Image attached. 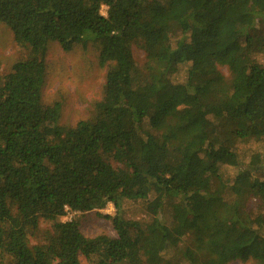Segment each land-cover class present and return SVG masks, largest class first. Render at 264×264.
<instances>
[{
    "label": "trees",
    "instance_id": "obj_1",
    "mask_svg": "<svg viewBox=\"0 0 264 264\" xmlns=\"http://www.w3.org/2000/svg\"><path fill=\"white\" fill-rule=\"evenodd\" d=\"M0 22L29 52L0 86V252L10 264H264V208L248 209L264 197V157L245 165L236 153L238 143L264 150V0H0ZM88 41L101 66L112 63L104 98L93 120L65 130L60 106L42 104L47 47ZM221 165L238 170L231 184ZM150 196L151 223L123 218L124 201ZM168 201L174 218L208 206L196 230L168 239L158 217ZM108 203L115 238L58 221ZM40 220L53 231L30 246Z\"/></svg>",
    "mask_w": 264,
    "mask_h": 264
},
{
    "label": "rangeland",
    "instance_id": "obj_2",
    "mask_svg": "<svg viewBox=\"0 0 264 264\" xmlns=\"http://www.w3.org/2000/svg\"><path fill=\"white\" fill-rule=\"evenodd\" d=\"M106 7L101 8V14L106 16ZM260 31L262 27L257 25ZM264 32V31H263ZM238 33L232 36L237 39ZM45 57L46 73L42 89V104L46 107L58 104L60 106L59 125L63 129H69L76 126L80 121L93 120L96 115V105L102 102L105 91V77L108 67L112 64L107 62L106 66H101L100 44L94 41H88L85 47L77 46L71 52H63L56 42H49ZM134 62L138 68L143 69L146 64V56L141 48L134 45L131 49ZM29 52L23 47L18 46L13 39L11 30L0 22V86L5 77L11 73L12 67L28 58ZM260 63L264 62V55H257ZM217 70L226 81L231 80V74L224 65H217ZM187 78V66H180L178 72L173 74L171 80L176 85V93L183 90V84ZM236 153L239 160L245 165L249 163L251 157L255 154H263L262 146L255 142L238 143ZM264 163V158L261 159ZM113 166H117L113 163ZM236 167L221 165L219 174L225 183H232L237 175ZM147 200H126L122 203V216L126 220L136 221L141 224H149L152 216L147 210ZM208 206L207 203L200 202L194 209L193 215L182 218H174L172 204L170 201L164 204L159 213V221L162 223V232L168 239L181 238L182 231L196 230L202 217V212ZM259 207L264 208V197L252 199L248 203V209L255 214ZM115 207L108 203L102 210H95L88 213L72 212L66 210L65 215L58 221L78 223L82 234L88 238H94L98 235H107L116 237V232L112 222L103 216L113 217ZM52 222L40 220L36 231L29 232L28 242L30 246L42 244L52 233ZM173 259V253H169L164 259ZM177 260V258H175ZM82 264H88L84 258H80ZM11 258L0 252V264H10ZM230 264H255L249 260L245 263L240 261Z\"/></svg>",
    "mask_w": 264,
    "mask_h": 264
}]
</instances>
